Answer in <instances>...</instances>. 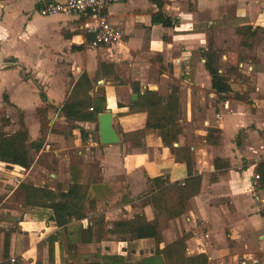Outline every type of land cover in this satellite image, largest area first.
Returning <instances> with one entry per match:
<instances>
[{
    "label": "crops",
    "instance_id": "1",
    "mask_svg": "<svg viewBox=\"0 0 264 264\" xmlns=\"http://www.w3.org/2000/svg\"><path fill=\"white\" fill-rule=\"evenodd\" d=\"M52 1L0 0V126L14 133L21 118L30 143L40 137L37 109L46 105L49 120L44 147L32 153L28 169L0 163V264H66L59 253L62 239L50 243L59 233L50 212L24 209L19 197V202L10 201L22 181L33 182V175L44 174L40 160L47 164L53 159L56 170L44 174L47 179L60 176V165L69 181L72 164H96L105 183L123 185L127 204L110 209L99 201L96 211L81 221L82 229L89 225L93 232L87 246L99 244L98 217L106 222L136 214L154 218L151 207L144 205L147 180L166 177L171 184L182 183L187 170L157 131L145 129L146 114L130 113L129 106L137 100L136 92L148 90L166 98L173 89L181 128L175 147L191 151L200 186L198 195L185 201L180 217L158 215L159 250L186 236V255L204 254L207 264H264L255 259L264 260V188L254 180L264 162V0H158L160 9L149 0H116L107 14L121 39L103 47L92 46L93 35L80 16H39L37 10ZM157 11L174 25L153 24L151 15ZM249 27L254 36L237 34ZM208 50L217 53L219 72L229 76L227 94L211 89L203 59ZM100 64H112L116 79H96ZM82 74L92 83L91 95L103 88L102 113L113 115L116 145L100 144L97 122L62 131L68 124L59 108ZM2 119L8 122L2 125ZM210 130L217 131V144L205 143ZM147 242H135L139 257ZM102 243L110 255H125V243Z\"/></svg>",
    "mask_w": 264,
    "mask_h": 264
},
{
    "label": "trees",
    "instance_id": "2",
    "mask_svg": "<svg viewBox=\"0 0 264 264\" xmlns=\"http://www.w3.org/2000/svg\"><path fill=\"white\" fill-rule=\"evenodd\" d=\"M161 8L158 0H149ZM153 24H160L163 27H172L174 22L160 11L151 15ZM249 28L237 30V34L245 36ZM204 69L207 72L211 89L217 94L230 92L229 76L221 74L217 65V53L208 50L203 53ZM233 68H231L232 71ZM111 77L116 79L113 73L112 64H100L96 79ZM92 83L86 74H82L72 84L64 103L60 106L59 112L67 124L74 126L77 123H96L98 114L104 110V91L102 87L91 95ZM136 92V91H135ZM136 101L129 106L130 113L144 112L145 129L155 130L158 133L163 145L173 155L174 160L183 164L187 170V178L182 183H169L166 177L148 179L150 190L144 195V205L151 207L154 213L152 220H147L143 215H133L129 219H119L114 222H106L103 217L97 218L96 242H122L126 244L125 255L92 254L81 261L69 262L68 264H207V257L204 254L196 256L186 255V236L174 241L164 249L159 250L162 242L161 229L157 220L158 215L165 214L168 219L180 217L184 211L185 201L190 200L199 193L200 176L193 173L192 155L189 148L173 144L178 142V135L181 132L179 125L178 99L175 97V90L163 98L156 92L145 90L141 95L139 92ZM40 99L45 102V96L40 93ZM89 109H92L91 111ZM48 107L41 106L37 109L39 119L40 137L36 141L28 143V133L22 119H19V129L14 133L0 131V163L7 167L15 166L21 169H28L33 163L32 153H38L44 147L46 136L49 133V120L47 119ZM4 123L8 120L2 119ZM217 131L210 130L206 137L207 145L218 143L214 138ZM81 136L84 131L80 129ZM219 160L214 161V167ZM259 188H264V162L256 169ZM101 170L96 164L84 165L72 164L69 170V181L65 189H53L48 184H35L30 180L22 181L17 187V194L20 204L24 209H43L50 212V221L59 228V233L50 238L53 244L62 238L67 231V226L72 222L78 223L96 211L99 201H102L107 208L122 207L129 202L121 183L107 184L101 177ZM264 218V213H260ZM92 228L80 227L79 244H89L92 241ZM140 240L152 241L154 248L149 258L135 260V242ZM6 246V244H5ZM69 245L68 249H73ZM160 259V263L157 262ZM49 260L53 261V249L49 246ZM1 264H9L1 263Z\"/></svg>",
    "mask_w": 264,
    "mask_h": 264
},
{
    "label": "built area",
    "instance_id": "3",
    "mask_svg": "<svg viewBox=\"0 0 264 264\" xmlns=\"http://www.w3.org/2000/svg\"><path fill=\"white\" fill-rule=\"evenodd\" d=\"M115 2L116 0H54L40 7L37 13L41 17L80 16L85 20L86 31L93 35V47L112 46L121 39L120 30L109 22L107 14L108 8ZM254 179L258 180V176L255 175Z\"/></svg>",
    "mask_w": 264,
    "mask_h": 264
},
{
    "label": "rangeland",
    "instance_id": "4",
    "mask_svg": "<svg viewBox=\"0 0 264 264\" xmlns=\"http://www.w3.org/2000/svg\"><path fill=\"white\" fill-rule=\"evenodd\" d=\"M32 82H35V81L32 80ZM35 87H36V85H35ZM36 88H38V87H36ZM244 98H246V97L244 96ZM1 118L2 117L0 116V119ZM69 126H71V124H68L67 127L66 126L62 127L63 128L62 131L68 133L69 130L67 128H69ZM6 128L7 127L3 128V126H0V131H4L5 132ZM62 131H58V132H62ZM65 146H66V144H65ZM48 159L50 160V157H48ZM52 160L53 159H51V161H50L51 163L47 162V164H44L46 162H43L42 160H40L39 167H40L41 171L44 174H48V173L50 174L51 172L56 170L53 167ZM48 164H49V168L47 169ZM51 164H52V166H51ZM43 165H46L45 169H43ZM62 167L63 166L60 165L59 168H58V172H59L60 176H58L57 179H53V178L47 179L46 177L44 178L43 177L44 174L42 175V173H40L41 176H36V175L32 176L31 175L32 178H33V182H37V184H39V185L42 184V183L48 184L53 189H56V188L65 189L68 181H67L66 178H64V172H65L64 169L65 168L61 169ZM64 167H65V165H64ZM254 175H255V173H253V176ZM0 182H2V181L0 180ZM14 182H15V180H14ZM17 197H18V194L15 193V195L10 197L11 198L10 201L19 202ZM138 197H140V195ZM6 221H9V223H11L10 219H8ZM80 223L81 222L73 223V224L71 223L69 226H67V231L65 233H63V235H62V238H61L62 241H61V246L59 248V253L61 255V258L63 260H65L66 264H68L69 262L81 261L85 257H89L92 254L101 255V254H106L107 253V248H106L107 245H106V243L93 244L91 246H87V244H79L78 243V240H79L78 231H79V229L81 227ZM69 245H74V248L73 249H68ZM136 247H137V245L135 244V254H134L133 258L134 259L136 258L135 260L138 261V260H141V259H144V258H149L152 255L154 245H153L152 241H151V243H149V242L142 243V245H141L142 248H141L140 254H141V252L143 253V251H145V254L143 256H140V257L137 255ZM61 258H60V260H61ZM255 259H258L260 263H262L264 261V260H260L259 258H256V257H255ZM65 262H63V263H65ZM157 262L160 263V259H157ZM12 263H14V262H12ZM48 264H50V263H48Z\"/></svg>",
    "mask_w": 264,
    "mask_h": 264
},
{
    "label": "water",
    "instance_id": "5",
    "mask_svg": "<svg viewBox=\"0 0 264 264\" xmlns=\"http://www.w3.org/2000/svg\"><path fill=\"white\" fill-rule=\"evenodd\" d=\"M135 96L131 98L134 100ZM113 115L110 111L105 110L97 116V129L99 142L102 145H116L119 143V138L112 126ZM176 144H174V147Z\"/></svg>",
    "mask_w": 264,
    "mask_h": 264
}]
</instances>
